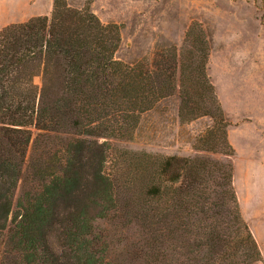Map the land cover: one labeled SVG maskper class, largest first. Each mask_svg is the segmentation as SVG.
<instances>
[{
	"label": "trees",
	"instance_id": "1",
	"mask_svg": "<svg viewBox=\"0 0 264 264\" xmlns=\"http://www.w3.org/2000/svg\"><path fill=\"white\" fill-rule=\"evenodd\" d=\"M120 42L119 25L66 0H53L49 15L0 29V264H113L92 232L93 217L111 210L145 222L150 248H162L160 264H263L230 162L165 157L147 208L120 206L125 189L105 171L108 140L131 137L141 115L175 92L181 120H217L226 147L220 153L234 154L201 24L191 23L180 51H158L150 62L116 60ZM34 131L35 141L47 138L42 144L51 135L63 139L54 162L30 159L35 188L15 199Z\"/></svg>",
	"mask_w": 264,
	"mask_h": 264
},
{
	"label": "rangeland",
	"instance_id": "2",
	"mask_svg": "<svg viewBox=\"0 0 264 264\" xmlns=\"http://www.w3.org/2000/svg\"><path fill=\"white\" fill-rule=\"evenodd\" d=\"M66 3L70 8H89L104 24L120 26L121 42L114 58L126 64L150 62L155 53L170 47L180 51L192 22L205 29L210 41L207 74L228 123L227 141L233 156L227 158L220 153L226 147L217 120L208 116L181 120L180 99L175 92L141 115L131 137L108 140L105 171L118 178L125 189L120 204L123 209V205L147 208L148 187L161 181L157 173L161 159L201 155L230 162L240 213L259 246L264 264V0H66ZM52 7L53 0H0V16H5L0 17V29L49 15ZM32 136L15 199L35 188V179L27 169L30 159L44 157L54 162V153L63 139L51 135L52 143L42 144L47 138L35 141V131ZM195 148H215L217 152H197ZM111 209L109 206L108 210ZM115 212L109 211L101 220L93 217V240L105 250L106 259L113 264H160L162 248H150L145 222L130 212Z\"/></svg>",
	"mask_w": 264,
	"mask_h": 264
},
{
	"label": "crops",
	"instance_id": "3",
	"mask_svg": "<svg viewBox=\"0 0 264 264\" xmlns=\"http://www.w3.org/2000/svg\"><path fill=\"white\" fill-rule=\"evenodd\" d=\"M1 7H2V6H1ZM4 11H5V10L2 9V10H1V13H3ZM0 17H3V18H4L5 16H4V14H2ZM254 140H255L256 143H258V139H257V138H254Z\"/></svg>",
	"mask_w": 264,
	"mask_h": 264
}]
</instances>
